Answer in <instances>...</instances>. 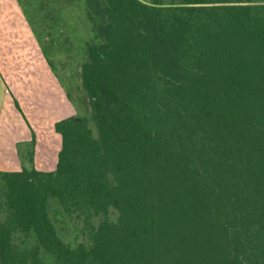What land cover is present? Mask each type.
<instances>
[{"label":"trees","instance_id":"trees-1","mask_svg":"<svg viewBox=\"0 0 264 264\" xmlns=\"http://www.w3.org/2000/svg\"><path fill=\"white\" fill-rule=\"evenodd\" d=\"M89 117L0 171V264H264V0H84Z\"/></svg>","mask_w":264,"mask_h":264},{"label":"crops","instance_id":"crops-1","mask_svg":"<svg viewBox=\"0 0 264 264\" xmlns=\"http://www.w3.org/2000/svg\"><path fill=\"white\" fill-rule=\"evenodd\" d=\"M64 4L61 7L62 0H0V171H20L16 144L30 141L32 134L35 137L36 169L48 172L55 168L60 149V136L54 131V123L72 116L67 115L69 108L62 99L60 76L57 69L55 70L56 66L52 65L53 59L59 61L55 55L59 52L57 53L55 48L60 47L58 42L61 31L68 32L67 38H70L72 32L67 18L71 9H74V2L64 0ZM62 8L65 9L64 12ZM26 9L30 12L28 13ZM27 14L33 16L31 22ZM72 54L71 51L68 52L66 60L70 61ZM6 71H10L11 75L14 73L12 75L14 82H8ZM47 77L59 82L57 97L52 100L56 102V107L52 109L53 114L56 113L58 116L64 110L67 114L53 117L48 121L50 138L54 139L58 147L49 158L43 154L39 160L37 125L44 121V117L38 122L36 115V123L27 121L22 114V99L19 94L30 93L33 97L30 100L31 104H39L41 99L36 93L43 88L44 79ZM26 89L28 91L25 92ZM29 89L36 92L31 93Z\"/></svg>","mask_w":264,"mask_h":264},{"label":"rangeland","instance_id":"rangeland-1","mask_svg":"<svg viewBox=\"0 0 264 264\" xmlns=\"http://www.w3.org/2000/svg\"><path fill=\"white\" fill-rule=\"evenodd\" d=\"M70 1L72 2V0ZM73 2L74 9H71L68 15L70 18H67L68 23L71 24L72 28L71 36L70 38H67L68 32L61 31L59 39L60 42H58L60 47L55 48L57 50V53L59 52L58 55L56 53L55 55L57 56L59 61H61L56 62L53 59L52 63L53 67L56 66L55 70L57 69L56 71L60 76L59 82L63 93L62 99L64 100V104H66V106H68L69 108V111H67L68 114L65 113L64 109V111L60 112L58 116L55 115L56 113L53 114L54 111L52 109L56 107V102L54 103L52 102V100L54 98L56 99L57 97L59 86L58 80L53 81L50 77L44 79L43 88L36 93L41 99H39V104H31L30 100H32L33 97L30 93H24L22 95L19 94L20 98L22 99V114H24L27 121L36 123V115L38 116V122L44 117V121H40V123L37 125V127L39 128L37 132V135L39 137V160L42 158L43 154H46V157L49 158L52 154H54V151L58 147L54 139L50 138V130L47 125L50 119L56 116H65L66 114H70L76 117H89L87 98L80 85L79 70L80 65L84 61H86V47L88 45L97 43L98 40L95 38L94 24L89 19L85 1L73 0ZM64 5V0H62L61 7H63ZM63 9L64 8H62V12H64L65 10ZM26 11L28 13L30 12L29 9H26ZM26 16L31 22V18H33V16L30 14H27ZM46 48L48 47L46 46ZM70 51L71 54L75 53V56L73 57V54L70 55L72 58L69 61L66 60V54ZM62 69L64 71L61 72ZM5 74L8 76V82L15 81L12 77L14 73H12L11 75L10 71H6ZM26 91L28 90L26 89L25 92ZM29 92L32 93L36 91L33 89Z\"/></svg>","mask_w":264,"mask_h":264}]
</instances>
